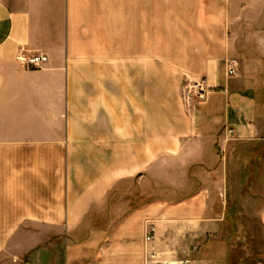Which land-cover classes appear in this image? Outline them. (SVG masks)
Returning a JSON list of instances; mask_svg holds the SVG:
<instances>
[{
    "label": "crops",
    "instance_id": "crops-1",
    "mask_svg": "<svg viewBox=\"0 0 264 264\" xmlns=\"http://www.w3.org/2000/svg\"><path fill=\"white\" fill-rule=\"evenodd\" d=\"M0 264H264V0H0Z\"/></svg>",
    "mask_w": 264,
    "mask_h": 264
},
{
    "label": "rangeland",
    "instance_id": "rangeland-1",
    "mask_svg": "<svg viewBox=\"0 0 264 264\" xmlns=\"http://www.w3.org/2000/svg\"><path fill=\"white\" fill-rule=\"evenodd\" d=\"M177 166V167H176ZM170 168L174 167L175 170H177L176 172H170ZM164 168L165 170L168 169L169 172H164L162 174V177L166 180H171V179H176L178 177H182L184 176L185 178V169L186 167L183 165V162H180V167L178 166V162L174 161V160H170L166 163H164ZM161 174V173H160ZM159 174V175H160ZM194 174V177L196 179V182L205 180L206 177L204 176V171L202 170L200 165L195 164L193 166V169L190 172V175ZM202 184V183H201ZM132 188L127 191L128 189H126L124 192L121 191L115 198V203L114 206L115 208H123L124 209H128L129 207L132 208L134 207V205H136V202L141 203L143 202L146 197H150L155 193H159L162 194L163 196H172L176 193V190L173 189H169L166 187L163 188H155L154 185H148V187H146L145 189L140 188L141 186L139 185H135V184H131ZM195 186H197V183H195ZM130 188V187H128ZM141 194V195H140ZM142 194H143V198H142ZM107 207H104V209H102L101 211H99V216L96 217L93 220H88L86 222V224L84 225L83 229L81 232H91L93 230H97V229H101L103 227H105L106 223H107ZM243 219L242 220H238L236 222H233L231 224L232 227V232H249V229H252L254 232L255 231H259L260 230V222L258 221H250V220H246L245 218V214L242 215ZM237 229V230H235ZM242 229V231H241ZM244 235V237H245ZM236 243H238V241L234 238L231 237L230 239H228L227 244L230 246H234ZM242 244H246L245 242H243ZM253 243V247H254ZM251 244L249 243L248 246H250ZM260 245H262V242L260 241ZM261 247V246H260ZM233 255V254H231Z\"/></svg>",
    "mask_w": 264,
    "mask_h": 264
},
{
    "label": "built area",
    "instance_id": "built-area-1",
    "mask_svg": "<svg viewBox=\"0 0 264 264\" xmlns=\"http://www.w3.org/2000/svg\"><path fill=\"white\" fill-rule=\"evenodd\" d=\"M26 65L30 68H40L43 63V58L41 56L31 57L24 60ZM227 75L229 77H234L237 75V61L230 60L227 66ZM208 95V89L205 86L204 79H199L192 82L189 87L184 92V96L188 99L189 102L194 101H202ZM229 135L233 136V131H229ZM151 235L147 237V241H151L153 239L152 233L153 230L150 231Z\"/></svg>",
    "mask_w": 264,
    "mask_h": 264
}]
</instances>
